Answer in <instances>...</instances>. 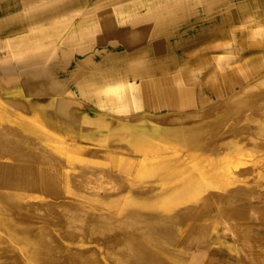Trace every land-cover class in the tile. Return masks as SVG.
<instances>
[{
	"label": "rangeland",
	"instance_id": "obj_1",
	"mask_svg": "<svg viewBox=\"0 0 264 264\" xmlns=\"http://www.w3.org/2000/svg\"><path fill=\"white\" fill-rule=\"evenodd\" d=\"M30 1L44 2H5L28 5ZM148 2L151 0H88L79 14L87 16L91 12L102 19L114 9L120 12L128 7L135 11L134 18H140L156 11L146 8ZM75 13L64 17L69 31ZM124 19L116 18L111 31L101 22L96 25L87 43L93 51L67 48L69 41H65L67 49L56 50L58 54L54 55L48 52L44 60L38 57L37 78L55 67L53 61L62 60L68 66L67 89L45 85L28 89L25 81L18 78V66L11 58L7 57L5 65L0 66V142L20 155L36 157L42 166L60 171L66 183L64 190L41 185L30 192V197L7 206L6 195L0 189V206L8 207L7 213L0 214L3 230L14 233L44 228L51 234L57 233L49 248L50 255L63 264L75 263L88 252H98L100 246L86 235V225L61 224L57 220L59 208L75 199L107 205L129 195L145 204L148 213L158 221L131 227L137 231L150 229L154 234L164 228L167 234L163 242L175 251L174 264H207L229 253L238 258L252 255L253 228L260 227L264 236V77L256 86L232 94H255L252 102L217 106L209 110L208 116L204 106L191 107V114H198L196 120L204 125L203 131L187 143L174 140L171 132L194 120L189 121L187 113L174 108L167 99L158 106L161 111H156L154 97L140 98L139 90L134 89L133 104H122L117 106L118 111H113L108 104H96L78 84L83 77H102L100 85L112 81L109 69L114 58L125 55L126 41L136 39L132 33L126 36L124 29L132 25H126ZM93 68L100 73L96 74ZM124 76L121 74L117 81L124 84ZM200 82L198 86L202 85ZM203 82L205 88L185 90L181 96L207 99L228 95L224 89L207 88L208 80ZM122 102L127 101L122 98ZM62 104H67V111L80 118L104 121L112 128V134L101 144L97 141L106 134L101 128L79 125L67 129L56 114ZM66 132L72 136L65 137ZM127 134L139 135L144 145L130 141ZM11 160L7 154H0V164L8 165ZM50 211L54 212L52 216L48 215ZM108 256L101 257L99 264H121ZM9 263L24 264L19 252L2 248L0 264Z\"/></svg>",
	"mask_w": 264,
	"mask_h": 264
},
{
	"label": "crops",
	"instance_id": "obj_2",
	"mask_svg": "<svg viewBox=\"0 0 264 264\" xmlns=\"http://www.w3.org/2000/svg\"><path fill=\"white\" fill-rule=\"evenodd\" d=\"M149 4L153 3L148 2L146 8L156 11L125 20L126 25H132L124 29L126 36L132 33L136 39L126 41L125 55L114 58L109 69L112 81L100 85L104 78L96 76L83 77L78 82L96 104H108L118 111L117 106L133 104V90L137 89L140 98L154 97L156 111H161L158 106L167 99L192 121L198 114L192 115L191 107L204 106L208 116L209 110L217 106L240 103L232 94L255 86L264 77V0H159L156 6ZM29 9L27 3L0 2V51H3L0 66L5 65L7 57L11 58L18 66V78L25 81L28 89L36 90L37 84L67 89L70 69L62 60L53 61L55 67L51 66L39 78L35 66L31 67L38 59L31 41L38 24L34 18L31 20L32 15L28 16ZM60 19L42 28L56 50L66 47L63 42L69 38L68 22L63 17ZM22 45L24 51L19 53ZM55 52L51 54H58ZM93 71L100 73L98 68ZM121 74H125L124 84L117 81ZM201 80L209 81L207 88H221L228 95L207 99L181 96L185 90L205 88L204 82L197 85ZM122 98L127 102H122ZM261 232L260 227L252 230V255L238 258L229 253L207 264H264Z\"/></svg>",
	"mask_w": 264,
	"mask_h": 264
},
{
	"label": "bare ground",
	"instance_id": "obj_3",
	"mask_svg": "<svg viewBox=\"0 0 264 264\" xmlns=\"http://www.w3.org/2000/svg\"><path fill=\"white\" fill-rule=\"evenodd\" d=\"M5 1L0 0V2ZM87 1L44 0L43 3L39 2L38 4L30 1L29 6L31 9L27 11V14L28 16L32 15L31 20L34 18V22L38 24L36 36L31 41L35 44V49L40 54L37 56L41 57V60L45 59L46 53L56 51L54 47H51L54 42L47 38L46 33L42 29L55 19L67 17L73 11L77 12L74 16V25L69 31V42L66 45L67 48L70 47L76 51L84 52L93 51L94 48L87 45V43L90 42V38L95 33L96 25L99 22L103 24L101 26L108 29L113 27L116 18L124 17V20H129L135 16V11L132 12V9L130 10L128 7H124L120 12L114 9L110 15L100 18L101 20L98 17L96 18V15H92L91 12L87 16H84L83 13L79 14L80 9L83 8L84 3ZM157 1L159 0H151L153 4H149V6H156ZM26 44L28 42L24 45ZM18 50L19 53H23V45ZM2 52L0 51V53ZM64 53L66 54L65 51ZM34 66H37V64L31 65V67ZM35 87L44 86L43 84H37ZM236 98H239L237 99L238 102H252L256 96L255 94H246V96L239 95ZM67 106V104H62L56 111V114L59 115V120L67 125V129H75L79 125L90 128L94 125L105 130L106 133L97 142L101 144L106 142V137L110 136L113 131L109 125L104 121H93L88 117L80 118L75 113L67 111ZM196 119H193L194 121L189 122L184 128L174 129L170 134L171 138L187 143L193 136L198 135L204 125H201ZM64 136L70 137L72 133L66 132ZM126 138L139 143L141 146L144 145L142 137L139 135L132 136L127 134ZM0 154H7L12 159V162L8 165L0 164V189L6 195L4 199L6 206L9 203L17 204L24 197H30V192L41 185H54L61 190L66 188L63 174L58 170L42 166L36 157L20 155L17 151L1 142ZM158 168V166H155V169ZM89 200H70L67 205L59 208L60 212L57 220L61 224L86 225V235L100 246L98 252H88L82 258H77V262H72L71 264H99V259L107 255L121 264H143L149 261V264H174L176 262L174 261L176 260V255L172 246L163 242L167 234L164 228L159 234L157 232L154 234L150 229L137 231L131 227L137 223L150 222L157 224L158 221L155 220L153 215L149 214L150 212L148 213L149 208L145 204L132 200L129 195L120 196L107 205ZM6 206H0V214L8 212V207ZM53 213L50 211L48 215L52 216ZM150 219L154 220L151 221ZM53 234L44 228H28L10 233L5 232L0 224V250L5 248L9 252H19L24 264H63L50 255L49 248L53 244L55 236H57V233ZM59 253L61 254L63 251L60 250ZM69 256L72 257V254L70 253Z\"/></svg>",
	"mask_w": 264,
	"mask_h": 264
}]
</instances>
